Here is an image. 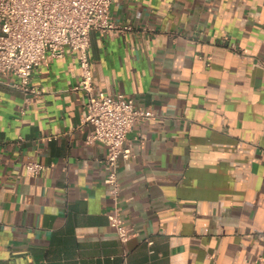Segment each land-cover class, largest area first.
<instances>
[{
    "label": "crops",
    "instance_id": "0c3cea01",
    "mask_svg": "<svg viewBox=\"0 0 264 264\" xmlns=\"http://www.w3.org/2000/svg\"><path fill=\"white\" fill-rule=\"evenodd\" d=\"M111 12L133 28L91 32L95 85L157 116L135 123L118 170L133 236L123 243L109 223L107 146L86 142L68 48L34 71L44 92L31 102L14 74L0 76V264H257L264 0H113Z\"/></svg>",
    "mask_w": 264,
    "mask_h": 264
},
{
    "label": "built area",
    "instance_id": "2783aa9c",
    "mask_svg": "<svg viewBox=\"0 0 264 264\" xmlns=\"http://www.w3.org/2000/svg\"><path fill=\"white\" fill-rule=\"evenodd\" d=\"M112 2L0 0V76L14 74L18 80L13 85L26 94V102H31L44 92L43 88L31 86L34 71L64 57L68 48L77 55L81 78L75 88L84 91L86 111L83 121L92 126L86 142L99 141L107 146L105 161L109 171L105 182L116 202L107 215L119 239L126 243L133 236V229L126 224L119 204L121 183L118 170L122 159L134 155L127 140L135 123L157 116L150 108L138 105L126 93H107L98 90L95 85L89 54L91 32L110 34L133 28L112 18ZM257 65L264 68V56ZM26 167L35 174L47 168L39 161L27 162ZM214 261L218 264L215 258ZM257 264H264V257H260Z\"/></svg>",
    "mask_w": 264,
    "mask_h": 264
}]
</instances>
